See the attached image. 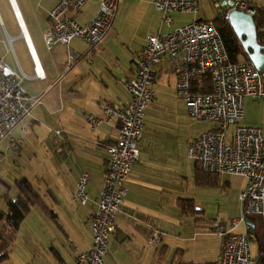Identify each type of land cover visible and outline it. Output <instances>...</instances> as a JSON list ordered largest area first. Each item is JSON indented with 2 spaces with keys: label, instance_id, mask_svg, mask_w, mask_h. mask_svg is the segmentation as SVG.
Listing matches in <instances>:
<instances>
[{
  "label": "crops",
  "instance_id": "1",
  "mask_svg": "<svg viewBox=\"0 0 264 264\" xmlns=\"http://www.w3.org/2000/svg\"><path fill=\"white\" fill-rule=\"evenodd\" d=\"M20 1L24 16L20 13L42 76L34 73V61L14 16L15 25L4 21L0 14V60L12 70L22 71V89L39 100L0 141V211L7 210L6 198L17 197V180L27 179L41 198L25 216L34 209L31 231L40 243L33 242L36 241L33 237L23 238L19 240V250H15L22 223L13 231L0 221V251L8 250L7 260L0 264H76V253L91 246L90 218L108 160L105 146L118 135V118L106 120L100 102L105 100L119 109L129 101L126 82L134 76L135 62L145 39L132 47L129 41L120 38L113 26L114 15L111 27L98 45L91 47L79 38L70 41L69 48L79 59L66 71V46L59 43L47 50L43 41V32L51 23L49 12L59 0H29V7L24 0ZM14 2L20 10L17 1ZM98 3L99 0H85L79 10H70L68 15L86 26L95 16ZM118 3L119 0L117 8ZM153 70L157 73L155 95L145 112L164 99L170 100L176 108L173 114L179 116L174 120L179 130L157 121L151 125L144 123L137 143L138 160L125 181L126 194L115 219V232L108 239L104 264H218L223 239L211 230L216 218H212L209 208L217 201L216 189L221 187L227 191L225 206H233L232 219L240 217L239 196L245 179L240 175L219 174L217 180L207 176L202 185L196 183L197 162L189 160L186 148L200 133H193L188 126L187 119L193 118L188 115L186 102L176 94L169 60H162ZM247 99L252 98L244 100L242 125ZM88 114L102 118V124L91 129ZM182 124L185 127H179ZM45 141L48 157L43 161H48L50 182H30L29 176L41 168L42 158L37 154ZM82 172L89 178L86 186L89 200L85 205L72 199ZM185 198L193 200L198 214L179 207V199ZM263 218L250 216L256 222L257 233L258 220ZM220 222L233 233H246V225H250L247 233L254 236L255 225L250 221L249 224L241 221L235 227L230 222ZM154 231L158 232V239L150 243Z\"/></svg>",
  "mask_w": 264,
  "mask_h": 264
},
{
  "label": "built area",
  "instance_id": "2",
  "mask_svg": "<svg viewBox=\"0 0 264 264\" xmlns=\"http://www.w3.org/2000/svg\"><path fill=\"white\" fill-rule=\"evenodd\" d=\"M150 1L161 12L162 22L168 25L173 23L170 13L195 14L201 2ZM8 2L20 36H28L20 10L14 0ZM84 2L59 0L49 12L50 26L43 32L47 50L59 43L66 46V71L79 59V55L69 48L70 41L79 38L91 47L98 45L111 27L117 8V0H99L93 19L88 25L81 26L68 15V11L79 10ZM215 7L223 9L221 17L226 21L228 11L232 9L246 12L253 18L259 10L250 0H216ZM27 49L34 61L35 75L42 76L33 45ZM164 59L170 62L176 94L186 102L188 115L216 124L188 143V156L204 172L240 175L245 179L239 196L242 214L231 219L230 224L235 227L246 221L245 217L249 215L264 216V134L259 126L240 124L245 98L264 100V69L257 70L250 63L231 61L215 24L193 20L162 34L146 35L135 62L134 76L126 82L129 101L119 109L105 100L100 102L106 120L117 116L118 135L114 142L105 146L108 160L102 187L94 200L96 208L90 218L91 246L76 253V264H104L108 239L115 232V219L126 194L125 181L138 160L137 143L142 135L145 109L155 95L157 73L153 67ZM206 75L210 77V91L194 92L193 80ZM21 80V70L14 71L0 60V141L39 102L38 98L25 93ZM86 118L93 130L103 122L93 114ZM230 127L232 131H229ZM88 181V174L82 172L72 194V199L81 205L89 200ZM246 229H249L247 225ZM211 230L223 239L218 264H254L247 231L230 232L218 219L212 222ZM157 234V231L153 232L150 243L158 239Z\"/></svg>",
  "mask_w": 264,
  "mask_h": 264
},
{
  "label": "rangeland",
  "instance_id": "3",
  "mask_svg": "<svg viewBox=\"0 0 264 264\" xmlns=\"http://www.w3.org/2000/svg\"><path fill=\"white\" fill-rule=\"evenodd\" d=\"M16 1L21 13L24 16L23 4L20 0ZM24 1L29 7V0ZM215 2L216 0H201L198 12L195 14L177 11L172 12L170 13V16L173 19V23L171 25H168L162 22L161 12L156 10V8H154V6L150 3L149 0H119L113 26H116L118 36L122 39H125V41H129L130 45L133 47L141 44L145 39L146 35L149 34V32L151 31L156 34L161 32L164 33L178 26L187 24L193 20H215L217 17L223 14V9L215 7ZM250 2L256 5L257 7L264 9V0H250ZM10 10L11 8L8 1L0 0V14L2 18L4 19V21L12 22V24L15 25L16 21H13V15H11L12 11ZM15 28L16 30H18L16 26ZM167 102H169L170 104H168ZM175 110L176 108L172 104V102L168 99H164L160 105H153L149 112H145L144 123L149 122V124L151 125L154 121H157L162 126H167L172 129L176 128V130H179L177 128V124L174 121L177 120V118L179 117L173 114ZM155 117H157L158 119L155 120ZM187 120L188 126L192 128L193 133L199 131V134L208 129L216 127L215 123L205 120H195L194 118ZM254 124H257V126H261L264 129V100L247 99L245 103L244 125ZM179 127L183 128L185 127V124L179 125ZM229 131H232V127L229 128ZM37 155L41 156L42 158L40 164L41 168L39 171L35 170L34 173L29 176L30 182H50L49 164L48 161H43L44 157H48L47 141L43 142V145L40 147V153ZM189 160L192 161L193 159L189 158ZM33 165H35V161ZM226 193L227 191L224 188L219 187L216 189L215 196L217 201L214 204L211 203L209 213H211V215L213 214L212 218H216L219 221L222 220L223 222H230V220L232 219V216L230 214L232 213L233 206H230V208H227V206H225ZM223 203L224 206H222ZM33 210L31 211V214L21 222L22 224L18 235V241L16 247H14L15 250H19V240L23 238L33 237V239L36 240L33 242L40 243V240L38 239L37 235L32 236L31 230L33 229V225L35 222V213H33L35 211ZM250 248L252 256H256L257 244L255 241H252L250 243ZM10 252H12L11 247Z\"/></svg>",
  "mask_w": 264,
  "mask_h": 264
},
{
  "label": "trees",
  "instance_id": "4",
  "mask_svg": "<svg viewBox=\"0 0 264 264\" xmlns=\"http://www.w3.org/2000/svg\"><path fill=\"white\" fill-rule=\"evenodd\" d=\"M254 19L257 27L258 42L264 45V9L260 8L258 10V13L254 16ZM212 22L215 24L222 37L225 49L230 57V60L233 62L241 61L251 64L248 54L244 51L239 39L233 32L228 21L219 16ZM192 83L194 92H209L211 89L210 77L207 75L198 76L193 80ZM218 175L219 174L204 172L198 167V165L196 166L195 181L198 185H202L207 176L213 177L217 180ZM15 187L18 191L17 197L14 199L6 198L7 210L0 211V221L6 223V225L9 226L13 231L18 228L19 224L30 211L31 207L41 202L40 195L32 187L27 179L22 178L20 180H17ZM178 205L181 209L184 208L185 211H189L191 213L198 214L200 212L199 209L194 206L193 200L189 198L179 199ZM250 216L252 215L246 216L245 219L247 223L250 221L255 225L253 228L254 236L251 237L249 235V232L247 233L248 239L250 241L256 240L257 243V254L254 258V264H264V218L258 220L260 223V229L257 233L256 222L255 220L252 221V219H250ZM261 216L262 215H260V217ZM199 221L200 219L197 218L196 222ZM248 226L250 227V225ZM0 239H2L1 233ZM7 246L8 244L6 243L4 247L7 248ZM7 258L8 250L4 252L0 251V263L5 262Z\"/></svg>",
  "mask_w": 264,
  "mask_h": 264
},
{
  "label": "water",
  "instance_id": "5",
  "mask_svg": "<svg viewBox=\"0 0 264 264\" xmlns=\"http://www.w3.org/2000/svg\"><path fill=\"white\" fill-rule=\"evenodd\" d=\"M228 23L254 68L264 69V45L258 42L255 19L246 12L232 9L228 11Z\"/></svg>",
  "mask_w": 264,
  "mask_h": 264
},
{
  "label": "bare ground",
  "instance_id": "6",
  "mask_svg": "<svg viewBox=\"0 0 264 264\" xmlns=\"http://www.w3.org/2000/svg\"><path fill=\"white\" fill-rule=\"evenodd\" d=\"M21 37L25 41L27 47H32V43H31L30 39L28 38V36H21Z\"/></svg>",
  "mask_w": 264,
  "mask_h": 264
}]
</instances>
